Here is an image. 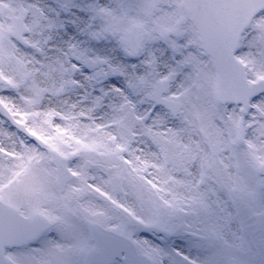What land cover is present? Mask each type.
I'll return each instance as SVG.
<instances>
[{
    "label": "rangeland",
    "instance_id": "rangeland-1",
    "mask_svg": "<svg viewBox=\"0 0 264 264\" xmlns=\"http://www.w3.org/2000/svg\"><path fill=\"white\" fill-rule=\"evenodd\" d=\"M0 2V99L46 144L0 115V197L26 214L45 211L57 227L9 251L12 258L83 264L92 245L88 223L114 229L120 218L134 229L146 219L169 230L167 237H133L153 264H264L263 232L251 219L260 209L264 215V184L254 172L264 158V94L245 116L239 106L214 103V68L192 25L178 23L180 0ZM22 9L20 44L9 34V16ZM135 24L144 36L130 57L123 35ZM251 26L237 53L250 79L264 72V11ZM102 43L117 51L116 63ZM157 81L167 83L163 96L178 101L180 113L154 105ZM240 119L239 141L247 144L238 146L231 138L239 137ZM52 145L74 173L62 192ZM114 175L121 192L112 190Z\"/></svg>",
    "mask_w": 264,
    "mask_h": 264
},
{
    "label": "water",
    "instance_id": "water-1",
    "mask_svg": "<svg viewBox=\"0 0 264 264\" xmlns=\"http://www.w3.org/2000/svg\"><path fill=\"white\" fill-rule=\"evenodd\" d=\"M179 7L181 21L190 19L193 22L203 48L213 58L218 78V98L221 102L244 101L250 93L253 96L264 90V80L248 83L244 66L234 55L239 47L242 32L252 18L264 8V0H182ZM2 10L0 8V11ZM24 16L25 14L21 12L18 17L11 18L13 24L11 34L19 40L26 31L23 24ZM134 28L126 34V42L136 34ZM135 42L136 44L130 45L133 49L131 54H135L139 46L137 41ZM164 88L161 84L157 87L154 93L155 100L166 107H171L173 105L171 102L160 97ZM6 115L15 123L9 114ZM51 154L57 165L56 181L58 186L62 187L69 173H63L62 158L56 153ZM260 172L264 173V165L260 166ZM113 182L119 186H115V189H120L117 177ZM257 217L264 228L263 220L258 215ZM49 225L50 221L43 214L35 212L26 217L20 214L17 208L0 200V264H13L4 256L5 246L28 243L37 238ZM139 229L142 233L148 234L152 231L162 232L152 225H140ZM91 233L95 246L87 253L86 264H110L116 258H120L125 264H151L149 258L136 251L129 238L95 223L91 224Z\"/></svg>",
    "mask_w": 264,
    "mask_h": 264
},
{
    "label": "bare ground",
    "instance_id": "bare-ground-1",
    "mask_svg": "<svg viewBox=\"0 0 264 264\" xmlns=\"http://www.w3.org/2000/svg\"><path fill=\"white\" fill-rule=\"evenodd\" d=\"M99 49L105 54L107 55L113 63H116V60L118 59L119 55L117 53V51L108 43H102L99 46ZM83 117H86L88 119V113H85L84 111H81V113L79 114ZM71 119L74 120L73 115H71Z\"/></svg>",
    "mask_w": 264,
    "mask_h": 264
}]
</instances>
